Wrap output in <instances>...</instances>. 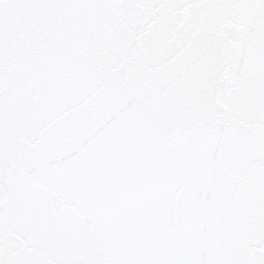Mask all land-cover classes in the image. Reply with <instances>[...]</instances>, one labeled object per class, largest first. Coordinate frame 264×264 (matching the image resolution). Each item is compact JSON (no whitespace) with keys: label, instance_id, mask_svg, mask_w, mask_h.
<instances>
[{"label":"snow or ice","instance_id":"1","mask_svg":"<svg viewBox=\"0 0 264 264\" xmlns=\"http://www.w3.org/2000/svg\"><path fill=\"white\" fill-rule=\"evenodd\" d=\"M0 264H264V0H0Z\"/></svg>","mask_w":264,"mask_h":264}]
</instances>
